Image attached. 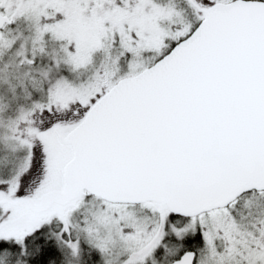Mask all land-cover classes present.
<instances>
[{"label": "snow or ice", "instance_id": "obj_1", "mask_svg": "<svg viewBox=\"0 0 264 264\" xmlns=\"http://www.w3.org/2000/svg\"><path fill=\"white\" fill-rule=\"evenodd\" d=\"M0 264H264V0H0Z\"/></svg>", "mask_w": 264, "mask_h": 264}]
</instances>
